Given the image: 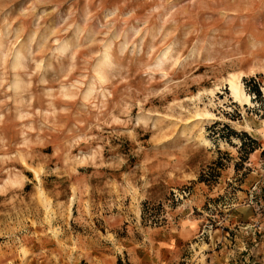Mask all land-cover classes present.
Returning a JSON list of instances; mask_svg holds the SVG:
<instances>
[{
	"label": "rangeland",
	"instance_id": "rangeland-1",
	"mask_svg": "<svg viewBox=\"0 0 264 264\" xmlns=\"http://www.w3.org/2000/svg\"><path fill=\"white\" fill-rule=\"evenodd\" d=\"M0 264H264V0H0Z\"/></svg>",
	"mask_w": 264,
	"mask_h": 264
},
{
	"label": "bare ground",
	"instance_id": "bare-ground-1",
	"mask_svg": "<svg viewBox=\"0 0 264 264\" xmlns=\"http://www.w3.org/2000/svg\"><path fill=\"white\" fill-rule=\"evenodd\" d=\"M230 89L233 96L240 100L250 102V96L246 93L240 75H232L230 78Z\"/></svg>",
	"mask_w": 264,
	"mask_h": 264
},
{
	"label": "trees",
	"instance_id": "trees-1",
	"mask_svg": "<svg viewBox=\"0 0 264 264\" xmlns=\"http://www.w3.org/2000/svg\"><path fill=\"white\" fill-rule=\"evenodd\" d=\"M253 92L257 95H261V92H260L258 85L253 86Z\"/></svg>",
	"mask_w": 264,
	"mask_h": 264
},
{
	"label": "crops",
	"instance_id": "crops-1",
	"mask_svg": "<svg viewBox=\"0 0 264 264\" xmlns=\"http://www.w3.org/2000/svg\"><path fill=\"white\" fill-rule=\"evenodd\" d=\"M168 244H170V243L168 242Z\"/></svg>",
	"mask_w": 264,
	"mask_h": 264
}]
</instances>
